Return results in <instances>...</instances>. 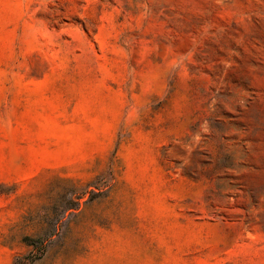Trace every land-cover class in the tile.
<instances>
[{"label": "rangeland", "instance_id": "obj_1", "mask_svg": "<svg viewBox=\"0 0 264 264\" xmlns=\"http://www.w3.org/2000/svg\"><path fill=\"white\" fill-rule=\"evenodd\" d=\"M0 264H264V0H0Z\"/></svg>", "mask_w": 264, "mask_h": 264}]
</instances>
